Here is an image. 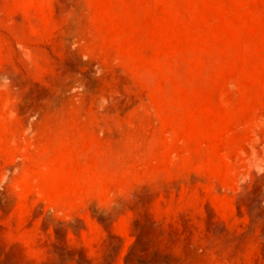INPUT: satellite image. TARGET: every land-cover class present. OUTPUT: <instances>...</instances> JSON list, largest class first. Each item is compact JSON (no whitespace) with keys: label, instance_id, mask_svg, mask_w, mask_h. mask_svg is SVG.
Instances as JSON below:
<instances>
[{"label":"rangeland","instance_id":"rangeland-1","mask_svg":"<svg viewBox=\"0 0 264 264\" xmlns=\"http://www.w3.org/2000/svg\"><path fill=\"white\" fill-rule=\"evenodd\" d=\"M0 264H264V0H0Z\"/></svg>","mask_w":264,"mask_h":264},{"label":"bare ground","instance_id":"bare-ground-1","mask_svg":"<svg viewBox=\"0 0 264 264\" xmlns=\"http://www.w3.org/2000/svg\"><path fill=\"white\" fill-rule=\"evenodd\" d=\"M64 261V260H63Z\"/></svg>","mask_w":264,"mask_h":264}]
</instances>
